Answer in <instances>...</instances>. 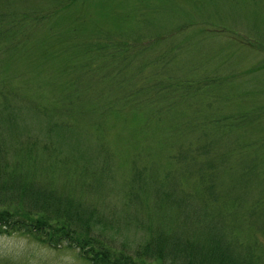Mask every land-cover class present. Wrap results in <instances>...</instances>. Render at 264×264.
Here are the masks:
<instances>
[{
  "label": "rangeland",
  "instance_id": "374dc122",
  "mask_svg": "<svg viewBox=\"0 0 264 264\" xmlns=\"http://www.w3.org/2000/svg\"><path fill=\"white\" fill-rule=\"evenodd\" d=\"M71 1L0 0V187L74 194L134 256L159 234H216L264 264V0ZM97 40L132 50L96 54ZM79 253L0 233V264H91Z\"/></svg>",
  "mask_w": 264,
  "mask_h": 264
},
{
  "label": "trees",
  "instance_id": "16d2710c",
  "mask_svg": "<svg viewBox=\"0 0 264 264\" xmlns=\"http://www.w3.org/2000/svg\"><path fill=\"white\" fill-rule=\"evenodd\" d=\"M54 13L56 8L35 15L34 18L42 20ZM26 17L30 15H23L22 20ZM12 21L16 22L18 19L13 18ZM8 31L10 30L0 28L1 35ZM90 47L96 54L107 49L110 57H116L119 52L129 56V51L132 50L131 45L120 41L104 43L97 40ZM209 146L210 143L202 142L199 150L208 154ZM193 161L197 164L196 160ZM199 164V182L209 197L215 199L212 182L216 167L214 158L202 160ZM0 200V233H27L54 248L65 244L79 250V254L91 264H156L160 260V264H165L164 259H171L170 254L179 259L177 264H246V260L237 253L234 255V249L216 234L209 239L210 245L180 241L171 243L167 240L168 235L159 234L152 237L135 256L126 253L109 244L95 229L97 208L74 194H66L65 191L53 188L52 185H39L12 177L3 181Z\"/></svg>",
  "mask_w": 264,
  "mask_h": 264
}]
</instances>
